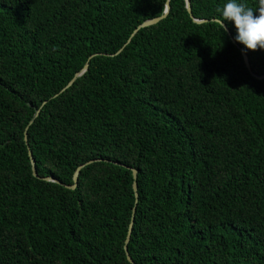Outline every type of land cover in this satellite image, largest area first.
Wrapping results in <instances>:
<instances>
[{"label": "trees", "instance_id": "obj_1", "mask_svg": "<svg viewBox=\"0 0 264 264\" xmlns=\"http://www.w3.org/2000/svg\"><path fill=\"white\" fill-rule=\"evenodd\" d=\"M166 1L0 0V264H264V49Z\"/></svg>", "mask_w": 264, "mask_h": 264}, {"label": "water", "instance_id": "obj_2", "mask_svg": "<svg viewBox=\"0 0 264 264\" xmlns=\"http://www.w3.org/2000/svg\"><path fill=\"white\" fill-rule=\"evenodd\" d=\"M170 0H167L166 1V5H165V10L163 12V14L161 16H158V17H155V18H151V19H148V20H145L144 22H142L141 24H139L135 29L134 31L132 32L131 36L129 37V39L127 40L126 43H128L131 38L141 29V28H145V27H149V26H152L156 23H158L160 20H162L163 18H165L169 12V9H170ZM185 4H186V9L189 13V15L191 16V18L193 19L194 22L196 23H202V22H206L207 19H197V18H194L192 16V12H191V5H190V0H185ZM227 32H229L228 28H227ZM233 40V39H232ZM233 42L236 44V42L233 40ZM123 49V47L118 51L120 52L121 50ZM240 51H241V54H242V57H243V60H244V63L246 65V67L248 68V70L251 72V74L258 78V79H264V74H261V75H258V74H255L251 71V68H250V63H249V59L246 55V53L240 48ZM88 69V63H86L84 65V67L80 70V72L76 73L74 78L67 84L66 87H69L70 85H72V83L74 82V80L79 77L80 75H82L86 70ZM34 114H33V117L32 119L30 120L28 126L25 128V131H24V140L26 142V145H27V148H28V156H29V159H30V163H31V167H32V174L33 176L37 177V178H40L38 173H37V170H36V166H35V159L33 157V154H32V151L31 149L29 148V145H28V136H27V129L29 127V125L34 121V119L36 118V116L39 114L40 110L38 108H34ZM94 161H100V160H91V161H88L84 164H80L77 169L75 170L74 174H73V177H72V181L73 183L72 184H64L62 183L61 181H59L58 179H56L55 177L53 176H47V177H42L43 180L45 181H51V182H55L57 184H60L68 189H75L76 186H77V183H78V177H79V174L81 172V170L93 163ZM115 164L117 165H121L119 162H114ZM124 167L128 168L131 170L132 172V175H133V178H134V182H133V190H134V195H135V199L137 200L138 198V192H137V182H136V177H137V171L136 169L132 168V167H129V166H126V165H123ZM134 213H135V208H133V213H132V218H131V222L129 224V228H128V231H127V235H126V238H125V245H124V250L126 252V257H127V260L132 263V264H136L132 257L130 256L129 252H128V242H129V239H130V235H131V231H132V227H133V219H134Z\"/></svg>", "mask_w": 264, "mask_h": 264}, {"label": "clouds", "instance_id": "obj_3", "mask_svg": "<svg viewBox=\"0 0 264 264\" xmlns=\"http://www.w3.org/2000/svg\"><path fill=\"white\" fill-rule=\"evenodd\" d=\"M217 11L222 17L218 23L223 31H227L225 21L233 22L237 30L236 41L250 50L264 49V0H259L255 10L238 0H227Z\"/></svg>", "mask_w": 264, "mask_h": 264}]
</instances>
